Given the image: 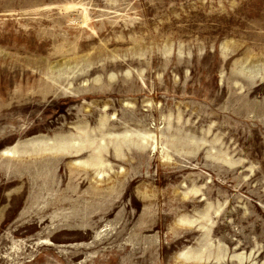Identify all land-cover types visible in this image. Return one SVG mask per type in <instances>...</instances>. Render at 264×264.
I'll list each match as a JSON object with an SVG mask.
<instances>
[{"label":"rangeland","instance_id":"1","mask_svg":"<svg viewBox=\"0 0 264 264\" xmlns=\"http://www.w3.org/2000/svg\"><path fill=\"white\" fill-rule=\"evenodd\" d=\"M82 126L135 132L97 183L1 153ZM209 241L264 264V0H0V264H191Z\"/></svg>","mask_w":264,"mask_h":264},{"label":"bare ground","instance_id":"2","mask_svg":"<svg viewBox=\"0 0 264 264\" xmlns=\"http://www.w3.org/2000/svg\"><path fill=\"white\" fill-rule=\"evenodd\" d=\"M104 123L105 121L102 120L101 125H104ZM87 127L88 126L80 127L77 133H68L67 135L60 134L53 138L44 135L33 136L22 142L21 145L5 148L1 153L6 157L15 158V160L19 161H34L35 164L33 165L36 168H44L43 174L45 175L49 173L51 168H57L58 163L63 159L74 157V160L65 163L70 178L74 179L76 176L74 174L81 170H92L94 174L93 178L97 183L98 180L109 174L105 167L112 169L109 162L111 157H113V159L125 160L126 151L130 150L129 145L135 143L134 140L130 138L135 132L127 131V134L123 136L116 134L113 140L106 141L104 136H97V134L94 133V129H89ZM145 138L146 137L143 135L142 139ZM126 143H128L127 149L124 148ZM110 147L113 152L110 151ZM73 183H75L77 188L80 182L75 180ZM207 215L206 213L205 217ZM188 225L195 229L199 227L202 231L201 236L205 239H208L210 236L212 225H209L210 229L200 223L195 225L194 222H190ZM44 241L48 242V240ZM181 256L183 261L191 264H222L227 255L221 246L209 241L202 244L199 249H187L183 251ZM229 258L234 261V264H248V261H246L247 256L244 254H232Z\"/></svg>","mask_w":264,"mask_h":264}]
</instances>
